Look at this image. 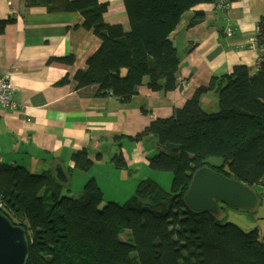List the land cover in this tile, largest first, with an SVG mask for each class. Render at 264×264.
Returning <instances> with one entry per match:
<instances>
[{"label":"trees","instance_id":"1","mask_svg":"<svg viewBox=\"0 0 264 264\" xmlns=\"http://www.w3.org/2000/svg\"><path fill=\"white\" fill-rule=\"evenodd\" d=\"M123 1L130 31L105 22L106 3L58 0L65 11L81 13L84 27L101 40L87 69L74 76L77 88L99 85L98 96L110 95L122 104H129L146 81L154 92L174 91L181 59L171 34L187 12L224 0ZM199 16L190 26L203 20ZM14 22L0 17V35ZM258 27L257 46L264 49V18ZM60 61L72 64L74 59ZM67 83L65 78L57 84ZM212 92L219 107L207 112L201 98ZM149 136L160 146L150 168L175 174L171 191L146 180L125 205L101 208L104 194L93 178L75 198L66 195L67 185L51 171L37 175L22 166L0 164V211L24 228L30 242L28 264H264V234L258 228L246 232L220 224L209 213L190 210L184 201L194 173L206 166L252 188L264 185V56L255 73L239 65L214 77L174 116L153 121L130 138ZM210 158H219L221 165L210 164ZM73 160L84 172L94 165L87 149ZM113 162L118 169L127 168L122 155Z\"/></svg>","mask_w":264,"mask_h":264},{"label":"crops","instance_id":"2","mask_svg":"<svg viewBox=\"0 0 264 264\" xmlns=\"http://www.w3.org/2000/svg\"><path fill=\"white\" fill-rule=\"evenodd\" d=\"M98 1L108 4L106 23L130 31L123 0ZM199 14L203 20L190 26ZM0 17L15 19L0 35V76L11 75L20 104L15 113L0 108V164L22 166L34 174L51 171L56 177L61 167L67 194L74 182L82 193L93 178L104 201L117 204L128 201L141 182H157L161 176L150 168V160L160 151L157 138L135 141L130 137L153 121L174 116L214 77L239 65L255 73L264 56V49L253 43L264 18V0H238L226 10L215 4L200 5L187 12L171 34L181 59L177 88L154 92L146 81L129 104H122L113 96H98L99 85L77 88L74 76L87 69L88 59L101 45L95 33L84 27L81 13L65 11L58 0L36 5L0 0ZM228 25L234 30L232 37L224 32ZM69 57L74 59L72 64L60 61ZM65 78L68 83L59 86ZM218 99L213 92L205 93L202 109L216 112ZM84 149L94 161L87 172L76 169L73 160ZM117 155L123 156L126 169L115 167ZM111 187L116 194L108 195ZM256 187L264 193V185Z\"/></svg>","mask_w":264,"mask_h":264},{"label":"water","instance_id":"3","mask_svg":"<svg viewBox=\"0 0 264 264\" xmlns=\"http://www.w3.org/2000/svg\"><path fill=\"white\" fill-rule=\"evenodd\" d=\"M56 171L57 179L65 183L62 168L57 167ZM258 198L252 187L206 166L194 173L184 201L192 211L218 217L220 205L250 211L257 206ZM29 245L24 228L13 225L0 211V264H28Z\"/></svg>","mask_w":264,"mask_h":264},{"label":"rangeland","instance_id":"4","mask_svg":"<svg viewBox=\"0 0 264 264\" xmlns=\"http://www.w3.org/2000/svg\"><path fill=\"white\" fill-rule=\"evenodd\" d=\"M208 162L214 166L221 165V160L219 158H210ZM174 179H175L174 173H161V176L157 178V183L161 185L165 190L171 191ZM72 186L73 188L69 190L68 194L65 191L66 195L68 196L70 195L71 197H75V198L80 197L81 192L80 193L77 192L78 182H74V185ZM253 190L259 197L258 204L254 209L250 211H243V210L230 208L228 206L220 205L221 210H220L219 216L217 217L218 222L220 224L237 225L238 227H240L246 232H250L258 228L260 230V233L264 234V219H263L264 218V193L256 186H254ZM106 192L108 193V195H114L116 194V189L114 187H111L110 191L108 190ZM133 195L131 197H133ZM108 203H114V202L113 201L109 202V200L104 201L103 204L101 205V208L104 207ZM125 203H127L126 200L120 202V205H125ZM126 236L127 235H124L122 236V238L126 239ZM132 257L135 259V261H138V256L136 253H133Z\"/></svg>","mask_w":264,"mask_h":264},{"label":"built area","instance_id":"5","mask_svg":"<svg viewBox=\"0 0 264 264\" xmlns=\"http://www.w3.org/2000/svg\"><path fill=\"white\" fill-rule=\"evenodd\" d=\"M229 2L221 1L216 6L221 10H226L228 8ZM259 29V27H258ZM225 34L227 37H232L234 30L231 25H228L225 28ZM258 39L256 38L253 43L257 44ZM185 85V82L181 83ZM0 108L8 110L10 112H17L20 108V104L15 100V87L11 81V75H3L0 76ZM2 208V204L0 203V210Z\"/></svg>","mask_w":264,"mask_h":264}]
</instances>
